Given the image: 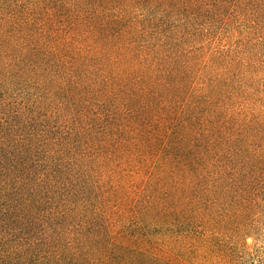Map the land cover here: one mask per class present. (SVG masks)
<instances>
[{"label":"trees","instance_id":"1","mask_svg":"<svg viewBox=\"0 0 264 264\" xmlns=\"http://www.w3.org/2000/svg\"><path fill=\"white\" fill-rule=\"evenodd\" d=\"M264 209V0H0V264H230Z\"/></svg>","mask_w":264,"mask_h":264},{"label":"rangeland","instance_id":"2","mask_svg":"<svg viewBox=\"0 0 264 264\" xmlns=\"http://www.w3.org/2000/svg\"><path fill=\"white\" fill-rule=\"evenodd\" d=\"M254 231L233 249L230 264H264V209L254 219Z\"/></svg>","mask_w":264,"mask_h":264}]
</instances>
